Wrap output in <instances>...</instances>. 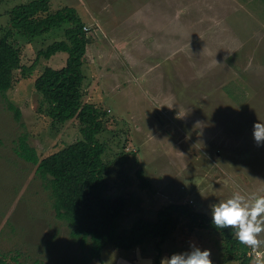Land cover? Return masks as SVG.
I'll list each match as a JSON object with an SVG mask.
<instances>
[{"label": "rangeland", "instance_id": "obj_1", "mask_svg": "<svg viewBox=\"0 0 264 264\" xmlns=\"http://www.w3.org/2000/svg\"><path fill=\"white\" fill-rule=\"evenodd\" d=\"M27 1L0 0V30ZM66 7L77 10L92 40L84 101L108 113L97 138L107 144V181L130 200L120 230L157 220L171 204L212 219L211 206L234 192L264 195V143L254 139V125L264 122V0H51L52 12ZM56 38L19 41L22 65L31 67ZM67 57L41 58L27 77L15 71L14 87L0 92V264H82L37 165L18 152L22 137L40 160L83 138L78 119L52 122L35 88L46 67L60 68ZM193 247L209 250L212 264H240L218 233L186 225L161 260ZM120 254L145 258L110 247L88 264H117ZM252 255L264 264V246Z\"/></svg>", "mask_w": 264, "mask_h": 264}, {"label": "trees", "instance_id": "obj_2", "mask_svg": "<svg viewBox=\"0 0 264 264\" xmlns=\"http://www.w3.org/2000/svg\"><path fill=\"white\" fill-rule=\"evenodd\" d=\"M7 16L9 24L0 30L1 93L14 87L15 71L23 70L27 77L41 58L48 60L62 53L68 55L62 67H46L36 79L35 88L46 105L43 112L52 122L62 125L78 119L83 138L40 160L37 151L28 144L26 137H22L18 152L24 160L37 165L38 176L52 192L57 217L66 222L71 236L79 243L82 264L100 259L102 252L110 247L122 251L139 250L145 257H153L154 264H161L163 246L182 225L191 231L206 229L218 233L229 259L253 264L252 249L235 239L233 229H217L211 218L187 204H171L159 210L157 220L140 219L130 229L120 230V224L129 215L130 200L123 191L111 187L106 179L109 171L107 144L100 142L97 136L103 130V118L108 113L84 101L88 76L86 54L92 43L85 23L73 7L52 12L51 0H28L14 6ZM47 34L57 35L56 40L38 52L31 67L22 65L18 42L42 43ZM12 110L20 121L21 110L15 105ZM137 175L141 188L151 187L143 170Z\"/></svg>", "mask_w": 264, "mask_h": 264}, {"label": "clouds", "instance_id": "obj_3", "mask_svg": "<svg viewBox=\"0 0 264 264\" xmlns=\"http://www.w3.org/2000/svg\"><path fill=\"white\" fill-rule=\"evenodd\" d=\"M197 125H200L199 121ZM254 139L257 144L264 143V122L254 125ZM211 209L217 229H233L235 239L251 248L253 253L264 246V238H261L264 236V195L237 191L230 198L212 205ZM210 257L209 250L193 247L190 252L162 259L161 264H212Z\"/></svg>", "mask_w": 264, "mask_h": 264}, {"label": "crops", "instance_id": "obj_4", "mask_svg": "<svg viewBox=\"0 0 264 264\" xmlns=\"http://www.w3.org/2000/svg\"><path fill=\"white\" fill-rule=\"evenodd\" d=\"M122 254H120L118 257H120L118 260H117V264H119V261L122 260V259H129L128 260V264H154V261H153V258L152 257H138V256H135V259L134 260H130L131 258H129V256L125 257L124 256H121ZM138 257V258H137Z\"/></svg>", "mask_w": 264, "mask_h": 264}, {"label": "built area", "instance_id": "obj_5", "mask_svg": "<svg viewBox=\"0 0 264 264\" xmlns=\"http://www.w3.org/2000/svg\"><path fill=\"white\" fill-rule=\"evenodd\" d=\"M87 28L85 27V30H86Z\"/></svg>", "mask_w": 264, "mask_h": 264}]
</instances>
